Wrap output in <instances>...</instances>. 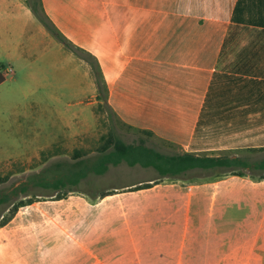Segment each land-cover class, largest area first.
<instances>
[{"label": "crops", "instance_id": "0c3cea01", "mask_svg": "<svg viewBox=\"0 0 264 264\" xmlns=\"http://www.w3.org/2000/svg\"><path fill=\"white\" fill-rule=\"evenodd\" d=\"M55 1L41 0L45 14L68 40L97 57L108 102L123 122L150 130L178 151L219 155L264 148V0ZM19 3L33 17L30 7ZM39 25L50 37L51 47L43 56L51 58V65L63 71L82 67L87 76L86 63ZM30 70L37 79L34 68ZM13 73L0 75L3 81L14 80ZM89 88L96 90L92 82ZM202 178L186 191L161 182L147 188L146 193L161 190L151 193L159 203H146V218L159 224L167 216L182 215L197 233L204 228L215 233L219 228L212 220H199L204 217L201 202L220 196L217 217L228 220L230 231L236 222L242 234L236 238L242 241L238 247L228 240L224 249L219 244L207 248L211 264H231L232 251H237L239 264H254L245 260L264 234V177L252 176L246 168L239 176ZM232 197L239 202L235 219L227 208ZM131 211L109 208L97 215L108 225ZM251 239L254 247L247 244ZM186 245L181 238L174 254L168 251L164 258L159 255V262L146 264H209L197 259L198 250L204 251L199 239Z\"/></svg>", "mask_w": 264, "mask_h": 264}, {"label": "rangeland", "instance_id": "374dc122", "mask_svg": "<svg viewBox=\"0 0 264 264\" xmlns=\"http://www.w3.org/2000/svg\"><path fill=\"white\" fill-rule=\"evenodd\" d=\"M21 1L28 5L39 0ZM59 1L64 0L55 2ZM31 16L19 0L0 4V72L4 74L9 67L14 72V80L6 77L0 83V191L16 190L11 193L12 204L0 221V264H146L151 259L159 262V255L164 258L168 251L174 254L181 238L186 239V247L191 239H199L204 251L198 250L197 259L203 258L204 263L211 264L213 258L207 248L216 249L219 244L224 249L228 240L231 246L238 247L242 239L236 236L242 234L236 222L230 224V231L228 220L224 223L217 217L219 195L214 201L207 198L201 202L204 217L199 219L203 224L212 220L216 229L219 228L215 233L211 228L197 233L195 225H187L182 215L167 216L166 222L159 224L146 218V203L155 207L159 203L158 199L150 198L151 193L157 195L161 190L146 193L149 192L146 186L161 182L166 188L186 191L188 184L202 177L183 183L161 178L154 183L148 181L156 176L153 169L122 163L110 166L103 175L82 179L71 191L56 192L30 181L41 177L52 180L62 169L95 154L101 136L112 125L127 142L138 135L123 127L103 101L96 99L97 91L89 88L91 82L96 87L95 75L86 61L81 59L86 63L87 76L82 67L71 66V70L63 71L51 65V58L43 56L51 47L50 37L40 30L42 23L37 16L34 13ZM29 68H34L37 79H33ZM36 84L38 89L33 91ZM151 141L164 152L177 150L164 140L152 138ZM237 153L249 160L264 155V152ZM224 175L239 176L226 173L207 177ZM175 182H178L176 186ZM22 184H28L26 193L18 189ZM102 197L105 199L101 200ZM109 208L133 211L131 216L116 217L105 225L97 214ZM227 208L235 219L238 200L232 197ZM208 210H212L211 217ZM249 236L253 237L254 233ZM253 241L247 242L249 247H254ZM232 256L235 261L231 264H239L237 251H232ZM248 256L245 261L264 264V234Z\"/></svg>", "mask_w": 264, "mask_h": 264}, {"label": "trees", "instance_id": "16d2710c", "mask_svg": "<svg viewBox=\"0 0 264 264\" xmlns=\"http://www.w3.org/2000/svg\"><path fill=\"white\" fill-rule=\"evenodd\" d=\"M28 6L52 35L77 57L86 61L92 67L95 75L96 99L103 101L110 114L123 127L133 130L134 133L138 134L132 142H127L122 138L115 125H112L107 134L101 136V141L95 154L77 160L73 167L62 169V172H59L52 180L43 177L34 180L30 179L34 185L53 189L56 192L62 189L71 191L75 190L72 188L78 185L82 179L91 175H103L108 171L110 166H117L122 163L130 167L138 165L143 168L153 169L156 174L152 178L154 183L157 179L161 178L188 180L195 177L212 176L214 174L231 173L241 175L246 168L252 176L264 177V155L255 160H249L248 157L241 156L237 152L232 151L223 152L219 155L178 150L164 152L157 146H154L153 141H151L152 138L163 139L158 138L150 130L126 124L112 110L108 102V85L97 57L87 49L79 47L68 40L60 32L45 14L41 0L36 3L29 2ZM2 81L3 77L0 75V83ZM108 117L111 116L108 115ZM243 151L264 152V148H249ZM18 189L22 193H26L28 184H22ZM11 193H16V190L12 192L0 191V221L4 218L3 212L12 204L10 199Z\"/></svg>", "mask_w": 264, "mask_h": 264}, {"label": "built area", "instance_id": "2783aa9c", "mask_svg": "<svg viewBox=\"0 0 264 264\" xmlns=\"http://www.w3.org/2000/svg\"><path fill=\"white\" fill-rule=\"evenodd\" d=\"M12 73V68H7L6 70H5V72H4V74H3V76H8V75H10Z\"/></svg>", "mask_w": 264, "mask_h": 264}]
</instances>
